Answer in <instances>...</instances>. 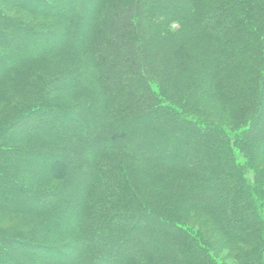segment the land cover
Returning a JSON list of instances; mask_svg holds the SVG:
<instances>
[{
  "label": "trees",
  "instance_id": "1",
  "mask_svg": "<svg viewBox=\"0 0 264 264\" xmlns=\"http://www.w3.org/2000/svg\"><path fill=\"white\" fill-rule=\"evenodd\" d=\"M5 1L29 10L44 29L33 31L0 14L17 36L5 41L0 37V52L10 58L9 66L0 69V86L10 80L25 92L22 100L13 101L14 94L0 88V137L32 121L40 126L37 131L30 126L32 137L60 141L65 134L74 141L72 147L80 141L88 144L84 154L94 166L88 164L87 178L77 181L82 187L79 212L68 230L81 248L98 253L88 263L228 264L231 259L264 264V244L260 252L249 240L254 221L264 223V197L253 193L264 194V181L258 180L264 168L259 166L255 182L249 183L230 149L234 142L254 170L253 155L263 153L260 162L264 159V0H141L134 18L132 0H89V14L86 8L77 14L80 20L85 17L79 28L68 32L62 27L59 35L46 29L60 21L74 24L75 18L57 2ZM174 23L177 32L172 31ZM51 36L59 41L46 46L44 40ZM43 59L53 62L27 85L23 75L37 71L27 67ZM86 87L96 89L87 104L54 106L67 92ZM216 116L222 120L215 121ZM107 121L113 128L103 132L100 128ZM35 140L26 138L20 146H32ZM148 144L163 153H148ZM207 147L214 154L205 162L211 150ZM196 156L204 168L195 170ZM47 159L66 162L51 154ZM48 167L42 163L39 168L48 173L32 183L38 189L46 183L64 192L65 173L49 167L51 174ZM223 169L229 179L222 180ZM13 187L7 189L10 196L3 195L5 201L23 196ZM28 194L18 201L30 203L27 209L36 215L34 207L45 200ZM140 210H147L141 220L153 227L137 233L124 226L128 218L122 214ZM159 210L169 222L153 214H162ZM193 211L209 214L214 228L205 229L198 221L189 224ZM98 228L111 245L93 244ZM145 238L151 243L145 244ZM18 240L12 243L20 245ZM32 242L39 249V255L32 253L38 262L49 257L59 263L69 260L55 245L41 239ZM4 244L0 242L1 249ZM224 249L231 252L223 254ZM3 250L0 264H24Z\"/></svg>",
  "mask_w": 264,
  "mask_h": 264
},
{
  "label": "rangeland",
  "instance_id": "2",
  "mask_svg": "<svg viewBox=\"0 0 264 264\" xmlns=\"http://www.w3.org/2000/svg\"><path fill=\"white\" fill-rule=\"evenodd\" d=\"M50 1H52L53 3L57 2L64 12H66L67 14L70 13L71 15H74V18H75L74 24H72L71 22L68 23L66 21H60V23H58V26H55V27L53 26V28L51 29L47 28L48 30L46 29V31L56 34V35H59V33L63 31L62 27L66 28L68 32L77 30L80 26V23L83 20H85L84 16H83L84 17L83 20L76 18L78 17L77 14L84 8H86L85 10H87L86 15L89 14L90 9L88 6L92 5L91 4L92 1H89V0H50ZM132 1L134 2L133 5H135V7L134 8L132 7V10L130 11V15L132 18H134L136 17L137 12H139L140 10L138 5H140L141 0L139 1L132 0ZM70 3L74 4L75 6L77 5L75 9H72L71 7H69L68 4ZM0 14H2V16L6 17L7 19L9 18L15 21H19L21 24H23L27 28L29 27V29H32L33 31H35L36 29H39V30L44 29V27H42L41 25L40 18L32 16L29 10L19 8L18 6H12L10 3L6 2L5 0H0ZM193 25L194 23H192L191 26ZM4 27L7 28L6 21H1L0 19V37L2 36V41H3V38L5 41L6 38H10V37L17 39L16 38L17 36L13 32L15 30L13 29L9 30L10 28H7L6 29L7 31H6L4 30ZM171 28H172V31L174 30L177 32V25L175 23ZM11 32H13V34ZM1 33H5V34L1 35ZM44 41H45V45L49 46L52 43L58 42L59 40H58V37L54 38L53 36H51L48 39L46 38V40ZM37 47H40L41 49L44 48L42 44H39V46ZM64 49L68 50L67 48H63L62 50ZM10 55H12V53ZM9 60L10 58L9 59L4 58L2 52H0V69L3 66L8 67ZM34 61L35 60H32L30 67H27V69L31 68V69H28L29 71L37 70L36 73L31 74V72L27 73L25 71L26 72L25 76L22 74L24 77L23 80H26L27 85H30L31 81L34 80L33 77L36 76L35 74L39 73L40 71L46 69V67L50 66L53 62V59H43V60H40V61L38 60L35 62ZM65 68L66 67H64V69ZM67 69L68 68H66L65 70ZM65 78H68V77L65 76ZM178 81L179 79H176V82ZM0 88H2V90L5 91V93H8L10 95L14 94L12 97L13 101L17 99L22 100L25 94L22 88L16 89V86H13L10 83V80H6L5 82H3ZM93 91H96V89H88V87H86L85 89L83 88V90H80L78 92L74 91V93L72 94L67 92L66 95L62 96V99L60 101L55 100L54 102L56 103H53V104H55L54 106H56L57 103L60 102L58 106L61 108L67 107L69 106V104H78V103L80 104L83 101L85 102V104H87L88 99L90 98V93ZM1 95L3 96L4 94H2L1 92ZM83 96L86 97V99L82 98ZM142 105L143 104H141V106ZM78 108L81 110L82 107L79 106ZM81 115H82V111L78 115L79 119L81 118ZM221 120L222 119L219 116L215 117V121H221ZM26 123L28 125L25 128L17 127L16 131L13 134L11 135L6 134L0 137V197L3 198L5 195L10 196V194L7 193V189H9V186L14 188L13 187L14 185L18 189L17 191L21 195H23V196L17 197V199L16 198L11 199V201H5V197H4V200L0 201V207L2 208L0 209V242L5 243L3 249L10 251L11 254L14 255L15 259L20 260L24 264H50V263L89 264L88 263L89 259L91 258V261H92L93 259L96 258V256H98V253H96V251L93 250L94 248L92 249L91 247L88 249L81 248L80 247L81 245L75 239L76 238L75 235L71 231L70 233L68 231L70 228V225H72V223L75 220H77V215L79 212L80 205L78 204L77 197L79 198L80 195H82V187L80 183L77 181H82L83 179L87 178V176L84 173V170L87 169L86 166L90 165V163H88L89 157H86L84 154L85 151L87 150L88 144L86 145V142L80 141V142H75L72 147V143L74 141H72V139H70V137L66 136L65 134L63 135V138H61L62 140L60 141L47 138V136L46 137L45 136L32 137V135L30 134V130L32 128L30 126L35 127V129H32V130H36L40 128V126L39 125L37 126L35 124L32 125L31 124L32 121L30 122L27 121ZM263 126H264V122L261 123L260 128L262 129ZM112 128H113L112 124L109 121H107V124L104 126H101L100 129L103 132H107L108 130ZM36 131H33V132H36ZM26 138H34L37 140L33 142L34 144L32 146L30 145H27L26 147L20 146L21 144H23L22 140ZM125 139H126L125 140L126 142L130 143V141H127L129 139L127 138ZM70 142L72 143L70 144ZM207 148L211 150H210V154L208 155V157L204 159L205 162L207 158L209 159L210 157H212L210 156L211 152L214 154L213 152L214 149H212L211 147H207ZM145 149H147L148 153L150 154L159 153V152L163 153L160 150L154 151L155 147H152L149 144L145 147ZM230 149H232V152L235 153V157L237 158L240 166L244 169L245 178L248 179L249 183L251 182L254 183L255 181L253 179V176L256 175V170L259 169L258 168L259 166L264 168V159H262V161L260 162V157H261V154L263 153L256 155V158H255V155H253L254 159L251 161L254 162V164L256 163L255 166L257 168L254 170L255 167L253 165H250L251 162H249V160L246 159V157H243L244 155L242 154V152L238 149L236 151L234 142L233 143L231 142ZM29 151L31 153L30 155L26 153ZM181 151H183V149H181ZM42 152L44 154L38 155V153H42ZM23 153L26 156H23ZM50 154L56 157L60 156L62 159L65 158L66 162L65 163L63 162L51 163L49 159H47L48 155ZM166 156L168 157L169 155L166 154ZM198 159L199 157L196 156L195 170H198L199 168L201 169L204 168L202 164L201 166L198 165V162H197ZM42 163H45L50 168L56 170L57 172H60L61 174L65 173L63 176L59 173L62 176L61 179L65 182V187L67 188L64 190V192H62L61 190L54 191L52 187H50L48 184L46 185V183L40 185L41 188L38 189L39 186L38 185L36 186L37 183L35 184L32 183L36 181L39 177H45L46 173H48V172H45L44 169L41 170L39 168V166ZM92 166L94 165H90L89 167H92ZM49 172H51V174H54L53 170L51 169H49ZM220 174H221V177L223 175L222 180L229 179V176H228L229 174L225 173L224 169L220 171ZM230 176L232 177V175ZM258 180L263 182L264 176L261 175V179H258ZM27 192L29 194L36 195V197L38 198L40 197L44 198L45 200V202H40L38 203L37 207H34L36 215L35 214L33 215L32 214L33 212H30L27 209L28 206H31L30 203L20 204L18 201L19 200L18 198H25V196L28 194ZM253 193L255 196L262 197V198L264 197V194L260 193L257 190H254ZM57 194H58V197H55ZM259 203L263 205V199H260ZM10 209H13L15 211H22L20 212L22 214L9 213L8 211ZM28 211L30 213H28ZM159 211H161L162 214H156V213H153V214L158 215L162 217L163 219H165V221L169 222V218H167V216L164 217L163 215L165 212L162 210H159ZM147 213H148L147 210H144V211L140 210L137 213L129 212V211L124 212L122 215L128 219L130 218L129 220L128 219L125 220L124 226L132 230H136L137 233L142 232L145 229L148 230L149 227L152 228L153 225L150 224V221L141 220L142 216L146 215ZM27 214H29V216ZM261 215L264 218V213H261ZM189 218H188L189 224L192 223V221H198L199 224L202 223L205 226V229L214 228V222H212L210 215L205 212L193 211V213L190 214ZM83 228L85 231L89 229L87 224H83ZM98 229L99 230L96 234L93 233V239L95 241L93 242V244H95L96 246L99 244L100 245L104 244V243L107 245H111L112 242L109 239H105L99 236L101 232L100 230L101 228H98ZM5 230H8V231L5 232L6 234L5 233L3 234L2 231H5ZM106 231L110 232V230H106ZM19 238L22 240H18ZM16 239L18 240V243L20 245L12 243L13 240H16ZM35 239H41L43 242H47L52 245H55L59 247V249L61 248L60 251L65 256H67L69 260L66 259L67 260L66 263H59L60 260L49 257L48 259L50 260L47 262L45 261L38 262V260L32 255V253H35V255L38 254L37 251L39 250V249L36 250L34 248L35 245L33 246L32 244L33 243L32 240H35ZM249 240L251 244L257 246L258 251L260 252L262 251L263 249L262 246L264 244V223L263 222H259L257 220L254 221V224L252 225V231L250 233ZM144 243L150 244L151 243L150 238H147V239L145 238ZM29 245L33 247L34 251L33 249H31ZM3 249L0 250L1 251L0 253H4ZM121 250L122 251L120 252H125V250H123L122 248ZM229 251L231 252L230 249H227V250L224 249L223 254L225 253L229 254ZM140 252L141 251H139V253ZM43 253H45V251H42L41 254ZM227 263L228 264H238L237 261H234L231 259H229Z\"/></svg>",
  "mask_w": 264,
  "mask_h": 264
}]
</instances>
